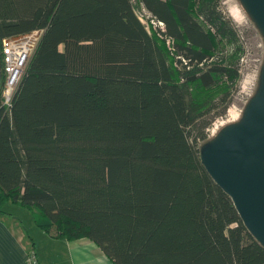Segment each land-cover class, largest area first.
<instances>
[{
  "label": "trees",
  "instance_id": "1",
  "mask_svg": "<svg viewBox=\"0 0 264 264\" xmlns=\"http://www.w3.org/2000/svg\"><path fill=\"white\" fill-rule=\"evenodd\" d=\"M35 31L9 111L0 96V212L113 264H264L201 161L242 80L222 0H0V43Z\"/></svg>",
  "mask_w": 264,
  "mask_h": 264
},
{
  "label": "water",
  "instance_id": "2",
  "mask_svg": "<svg viewBox=\"0 0 264 264\" xmlns=\"http://www.w3.org/2000/svg\"><path fill=\"white\" fill-rule=\"evenodd\" d=\"M264 38V0H240ZM201 161L231 198L245 228L264 248V64L242 118L201 147Z\"/></svg>",
  "mask_w": 264,
  "mask_h": 264
},
{
  "label": "crops",
  "instance_id": "3",
  "mask_svg": "<svg viewBox=\"0 0 264 264\" xmlns=\"http://www.w3.org/2000/svg\"><path fill=\"white\" fill-rule=\"evenodd\" d=\"M8 206L0 212V264H29L33 253L38 264H113L95 243L52 238L23 211L30 210L13 204L20 209L16 215Z\"/></svg>",
  "mask_w": 264,
  "mask_h": 264
},
{
  "label": "rangeland",
  "instance_id": "4",
  "mask_svg": "<svg viewBox=\"0 0 264 264\" xmlns=\"http://www.w3.org/2000/svg\"><path fill=\"white\" fill-rule=\"evenodd\" d=\"M222 10L233 19L239 28L240 38L245 47V55L242 61V80L239 87L232 96V104L224 117L216 119L209 130L210 138H214L222 128L239 121L248 102L256 94L259 84L262 67L264 64V38L257 29L249 14L243 8L240 0H222ZM140 17L149 26L150 22L145 11L140 12ZM221 110V108H220ZM8 209L14 214H19L20 209L8 203ZM32 221L34 214L32 211L23 210ZM24 220L26 218L24 217ZM35 220V217H34ZM36 252V251H35Z\"/></svg>",
  "mask_w": 264,
  "mask_h": 264
},
{
  "label": "built area",
  "instance_id": "5",
  "mask_svg": "<svg viewBox=\"0 0 264 264\" xmlns=\"http://www.w3.org/2000/svg\"><path fill=\"white\" fill-rule=\"evenodd\" d=\"M164 28L162 23L156 25ZM42 31L3 39L0 43V96L1 105L9 111L28 64L36 50ZM29 264H38L33 253Z\"/></svg>",
  "mask_w": 264,
  "mask_h": 264
}]
</instances>
